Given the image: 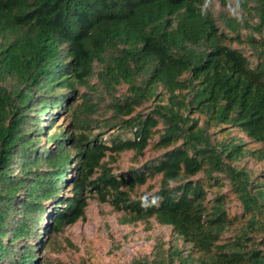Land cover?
<instances>
[{
  "label": "trees",
  "instance_id": "16d2710c",
  "mask_svg": "<svg viewBox=\"0 0 264 264\" xmlns=\"http://www.w3.org/2000/svg\"><path fill=\"white\" fill-rule=\"evenodd\" d=\"M204 2L0 0V264H41L45 236L86 221L89 198L121 213V225L171 227L191 246L183 264H264L262 251L244 248L245 232L220 244L232 221L223 197L207 201L227 177L248 229L264 230V171L237 165L264 161V0H254L258 35L235 21L220 33ZM95 62L104 93L130 92L104 121L88 97L74 107ZM152 99L164 103L137 111ZM70 112L66 135L58 122ZM221 126L260 148L212 141ZM148 150L164 153L141 165ZM126 153L136 167L121 174Z\"/></svg>",
  "mask_w": 264,
  "mask_h": 264
},
{
  "label": "rangeland",
  "instance_id": "374dc122",
  "mask_svg": "<svg viewBox=\"0 0 264 264\" xmlns=\"http://www.w3.org/2000/svg\"><path fill=\"white\" fill-rule=\"evenodd\" d=\"M254 7V0H205L204 4L201 5L205 12L213 15L220 33L231 32L229 23L235 21L239 24V30L244 35L250 33L258 35V32L253 31V28L259 24V18L254 12ZM102 70V64L95 62L93 75L88 79V84H78L75 88L77 95L74 107L81 105L84 102L83 98L88 97L89 103L97 107L93 117L98 121L112 118L109 105L114 102L115 98H125L130 95L128 85L118 87L110 96L104 93L103 85L99 82V73ZM66 93H70V91L67 90ZM159 93L162 95V91ZM162 103L164 102L161 99H152L137 111L147 115ZM203 121L201 118L199 123L202 125ZM58 125L66 130V135H69L73 131L71 112L62 118ZM224 127L225 133L221 132V128ZM58 131L59 128L57 127L48 135ZM114 131V128H109L105 135ZM209 134L212 141L224 142L230 139L237 141L241 139L243 143L247 144V149L251 151L260 148V145L250 143L244 135L239 134L236 129L229 126L212 127ZM105 137L107 138V136ZM42 145H44L43 147L47 145V137L42 138ZM163 153L164 151L148 150L140 163L142 165L149 162ZM132 157L133 153H126L121 157L119 162L121 171L119 173H127L128 170L136 167ZM237 165L247 172H253L254 175L264 171V161H258L248 155ZM220 177L222 176L220 175ZM194 180L213 182L204 174L198 175ZM158 181L157 178L151 183V185L156 186L151 194L158 191ZM222 183L221 188L216 185L210 188L207 200L208 206L211 207L219 196L223 197L225 209L232 221L228 231L222 236L220 244L233 242L245 232L244 248L249 250L255 247L264 254V230L262 228L248 229L246 222L249 219V214L244 212L245 210L230 179L225 177ZM146 188H142L141 191H145ZM63 195L70 197L72 193L70 189L66 188ZM85 195H89V193ZM88 203L86 221H79L72 226H66L59 234L51 233L45 236V245L39 249L38 259L41 264H183L179 255L183 260L188 258L191 246L175 234L171 227L160 225L155 220L151 221L152 225L149 230L145 224L121 225L119 220L122 214L114 212L109 204H102L96 198H89ZM33 244L34 242L31 245Z\"/></svg>",
  "mask_w": 264,
  "mask_h": 264
}]
</instances>
